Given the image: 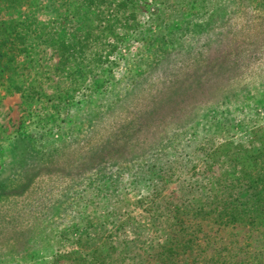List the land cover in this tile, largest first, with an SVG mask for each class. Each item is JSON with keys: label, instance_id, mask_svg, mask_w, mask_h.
<instances>
[{"label": "rangeland", "instance_id": "374dc122", "mask_svg": "<svg viewBox=\"0 0 264 264\" xmlns=\"http://www.w3.org/2000/svg\"><path fill=\"white\" fill-rule=\"evenodd\" d=\"M11 39L0 169L108 149L0 201V264H264V0H0Z\"/></svg>", "mask_w": 264, "mask_h": 264}, {"label": "trees", "instance_id": "16d2710c", "mask_svg": "<svg viewBox=\"0 0 264 264\" xmlns=\"http://www.w3.org/2000/svg\"><path fill=\"white\" fill-rule=\"evenodd\" d=\"M15 40L16 39H11L10 41L4 40L3 42H0V46L12 45ZM187 88L189 91L190 86ZM187 90H185V92H187ZM108 143H110V141ZM70 147H68L66 152L62 151L58 155L56 163L46 164L40 157L33 155L35 154V150L29 141V135L23 132L17 133L9 144V159L0 169V175L7 169L9 170V173L12 172L11 177L7 176L6 179L4 178L5 180H3V177L0 178V201L7 199L10 195L24 193L31 185L37 172L42 169L58 173L57 176L64 172V176H67L70 179L74 174H78L79 171L87 167V165L91 166V164H94L97 157L102 158V150L108 149L107 146H104L102 150L98 149L99 146H91L87 149L88 153H82L80 151L73 150V148ZM34 160H38L41 163L33 164ZM15 169L18 170L17 173L14 172L16 171ZM71 179H73V177ZM74 184L75 182L72 181L67 186L69 187ZM10 219L11 216L9 218H4L5 222H9Z\"/></svg>", "mask_w": 264, "mask_h": 264}]
</instances>
